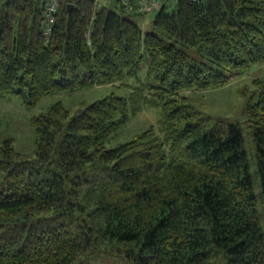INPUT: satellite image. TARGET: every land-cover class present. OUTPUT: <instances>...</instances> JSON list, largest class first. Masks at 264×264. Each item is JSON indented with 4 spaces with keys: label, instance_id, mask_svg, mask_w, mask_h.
Masks as SVG:
<instances>
[{
    "label": "trees",
    "instance_id": "obj_1",
    "mask_svg": "<svg viewBox=\"0 0 264 264\" xmlns=\"http://www.w3.org/2000/svg\"><path fill=\"white\" fill-rule=\"evenodd\" d=\"M45 2L0 5L1 96L31 108L146 75L31 117L33 153L0 136V264H264V66L246 106L253 174L240 123L187 93L264 62V0H171L150 30L117 0H58L46 34ZM144 105L161 134L106 147Z\"/></svg>",
    "mask_w": 264,
    "mask_h": 264
},
{
    "label": "rangeland",
    "instance_id": "obj_2",
    "mask_svg": "<svg viewBox=\"0 0 264 264\" xmlns=\"http://www.w3.org/2000/svg\"><path fill=\"white\" fill-rule=\"evenodd\" d=\"M7 0H0V5ZM116 11L120 12L118 8ZM133 20L143 29H151L152 16L132 15ZM264 62L253 64L246 70L233 75L230 80L216 87L203 91L187 92L203 101L205 111L212 117H228L240 123L247 157L253 174L252 142L247 132L246 106L257 99L255 78L261 77ZM146 75L143 67L138 77L126 76L122 82L86 87L74 93H55L45 97L37 106L27 108L14 94L0 95V136L11 137L15 150L24 153H33L35 149V135L31 124V117L45 110L53 102L59 101L69 110L80 105L104 97L110 92L126 96L130 87L137 84L139 79ZM139 78V79H138ZM161 111L158 107L144 105L140 110L131 112L128 121L115 134L110 136L106 147H113L118 143L130 140L134 135L152 126L157 134H161Z\"/></svg>",
    "mask_w": 264,
    "mask_h": 264
},
{
    "label": "built area",
    "instance_id": "obj_3",
    "mask_svg": "<svg viewBox=\"0 0 264 264\" xmlns=\"http://www.w3.org/2000/svg\"><path fill=\"white\" fill-rule=\"evenodd\" d=\"M97 6L102 4L112 3L115 0H96ZM129 13H140L144 16H153L161 8L168 6L171 0H117ZM58 0H46L44 7V17L46 25L44 27V33H48L50 24L53 21V14L56 11Z\"/></svg>",
    "mask_w": 264,
    "mask_h": 264
},
{
    "label": "water",
    "instance_id": "obj_4",
    "mask_svg": "<svg viewBox=\"0 0 264 264\" xmlns=\"http://www.w3.org/2000/svg\"><path fill=\"white\" fill-rule=\"evenodd\" d=\"M71 6H72L71 4H68V5H67L68 9H70V8H71Z\"/></svg>",
    "mask_w": 264,
    "mask_h": 264
}]
</instances>
